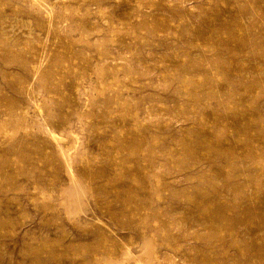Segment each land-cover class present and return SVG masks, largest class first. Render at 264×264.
<instances>
[{
    "label": "rangeland",
    "instance_id": "obj_1",
    "mask_svg": "<svg viewBox=\"0 0 264 264\" xmlns=\"http://www.w3.org/2000/svg\"><path fill=\"white\" fill-rule=\"evenodd\" d=\"M0 264H264V0H0Z\"/></svg>",
    "mask_w": 264,
    "mask_h": 264
}]
</instances>
